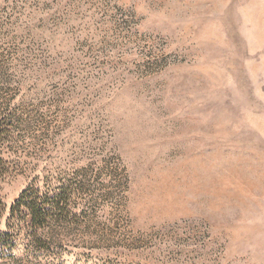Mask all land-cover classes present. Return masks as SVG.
<instances>
[{
  "label": "rangeland",
  "instance_id": "374dc122",
  "mask_svg": "<svg viewBox=\"0 0 264 264\" xmlns=\"http://www.w3.org/2000/svg\"><path fill=\"white\" fill-rule=\"evenodd\" d=\"M1 129L0 264H264V0H0Z\"/></svg>",
  "mask_w": 264,
  "mask_h": 264
},
{
  "label": "trees",
  "instance_id": "16d2710c",
  "mask_svg": "<svg viewBox=\"0 0 264 264\" xmlns=\"http://www.w3.org/2000/svg\"><path fill=\"white\" fill-rule=\"evenodd\" d=\"M2 129L0 131V137ZM6 163L0 157V176L6 174ZM3 209L0 205V215ZM63 195H51L42 191L40 188L30 184L21 194L19 199L12 205L11 217L9 222L14 219L32 221V225L43 227L54 219L63 216ZM9 234L5 233L0 236L4 245H10L13 240H9Z\"/></svg>",
  "mask_w": 264,
  "mask_h": 264
}]
</instances>
